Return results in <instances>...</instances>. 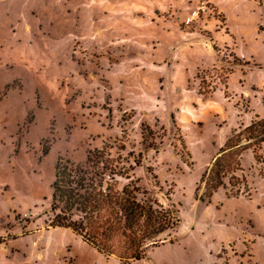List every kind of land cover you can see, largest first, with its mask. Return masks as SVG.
<instances>
[{"label": "rangeland", "instance_id": "374dc122", "mask_svg": "<svg viewBox=\"0 0 264 264\" xmlns=\"http://www.w3.org/2000/svg\"><path fill=\"white\" fill-rule=\"evenodd\" d=\"M177 1L164 8L169 28L202 2L210 10L179 23L196 32L188 42L171 30L179 48L151 69L134 66L150 44L128 38L156 33L91 0H0V264H121L47 229L56 162L104 145L139 161L130 182L180 217L135 264H264V160L243 154L241 195L194 197L230 134L264 116V0Z\"/></svg>", "mask_w": 264, "mask_h": 264}, {"label": "trees", "instance_id": "16d2710c", "mask_svg": "<svg viewBox=\"0 0 264 264\" xmlns=\"http://www.w3.org/2000/svg\"><path fill=\"white\" fill-rule=\"evenodd\" d=\"M262 104L264 107V98ZM142 127L143 140H147L145 135L153 139L151 128ZM263 144L264 116L256 115L248 126L226 139L200 175L195 199L210 204L219 190H224L226 196L241 195L247 187L245 177L239 174L242 156L250 151L255 162L262 163ZM111 149L104 145L88 151L81 164L62 159L56 162L47 229L68 230L98 254L114 257L121 264H135L147 259L150 249L163 245L160 237L177 229L180 217L174 206L161 204L138 186V181L130 182L139 161L133 160L132 166L121 154L112 156ZM5 241L0 238V244Z\"/></svg>", "mask_w": 264, "mask_h": 264}, {"label": "crops", "instance_id": "0c3cea01", "mask_svg": "<svg viewBox=\"0 0 264 264\" xmlns=\"http://www.w3.org/2000/svg\"><path fill=\"white\" fill-rule=\"evenodd\" d=\"M96 8H100L104 14L120 16L124 21L134 25L138 30L142 28H148L154 31L156 34L152 37H130L128 43L135 46L148 47L150 44L151 50L145 55L136 57L134 60V66L136 67H147L155 68L165 63L167 54L171 55L177 48L179 43L176 40H170V31L179 38L184 39V42H188L190 36L196 35L195 31H188L187 29H181L179 23H183L185 17L184 14L177 15V21L169 28L167 20V14L164 13V8L167 4L169 6H184L183 1L177 0H91ZM209 4L217 7L215 3L207 0ZM190 5V4H189ZM187 5V6H189ZM185 17V18H184ZM172 18V17H171ZM184 18V19H183ZM140 28V29H139ZM200 39V38H199ZM205 41V39H204ZM209 48V43H205ZM235 240H229L228 243L234 242ZM225 245V246H226ZM164 246V245H162ZM223 246V247H225ZM161 247V246H160ZM237 247V246H236ZM222 249V248H221ZM239 250V249H238ZM216 263V262H215ZM214 263V264H215Z\"/></svg>", "mask_w": 264, "mask_h": 264}, {"label": "built area", "instance_id": "2783aa9c", "mask_svg": "<svg viewBox=\"0 0 264 264\" xmlns=\"http://www.w3.org/2000/svg\"><path fill=\"white\" fill-rule=\"evenodd\" d=\"M210 9L208 6L202 2L195 10H193L183 21L184 25H190L195 19H198L199 16Z\"/></svg>", "mask_w": 264, "mask_h": 264}]
</instances>
